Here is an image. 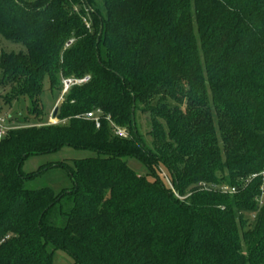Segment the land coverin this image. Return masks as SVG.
<instances>
[{
	"label": "trees",
	"instance_id": "1",
	"mask_svg": "<svg viewBox=\"0 0 264 264\" xmlns=\"http://www.w3.org/2000/svg\"><path fill=\"white\" fill-rule=\"evenodd\" d=\"M95 1L0 0V32L25 47L0 52V97L33 120L0 106V264H53L48 243L79 264H264V0ZM85 76L43 119L44 83ZM62 146L97 156L73 159L59 195L25 188L24 158Z\"/></svg>",
	"mask_w": 264,
	"mask_h": 264
},
{
	"label": "rangeland",
	"instance_id": "2",
	"mask_svg": "<svg viewBox=\"0 0 264 264\" xmlns=\"http://www.w3.org/2000/svg\"><path fill=\"white\" fill-rule=\"evenodd\" d=\"M95 4L100 10H102L101 0H96ZM72 7L77 11L82 21L88 27L90 24V16L86 8L78 2H73ZM20 51H25V47L21 43L7 39L0 32V52ZM3 95L4 99L5 97L9 96L8 93H3ZM62 95V89L60 93L55 90L51 91L48 89V85L44 83L43 91L40 95L43 119L48 118L49 121V118L52 115L53 108L61 101ZM2 97H0V106L3 108L2 114L11 115L16 121L21 120L24 122L26 119H28L30 122H33V120L31 119L32 114H30V109H28L30 108V102L28 100L17 102L12 101L10 108L8 109L7 106L3 104ZM56 99L57 101L54 105ZM135 122L142 140L148 147L152 148V139L149 134V114L147 112H141L139 110L136 111ZM94 156H97V153L93 150L77 148L73 146H62L58 150L48 153L30 154L24 158L21 164V171L25 176L24 186L27 189L50 188L55 195H59L65 190H70L74 185V181L71 175L72 171L74 170L73 159H84ZM123 160L131 169L134 170L137 175L144 176L147 179H152L153 174L151 169L143 164L138 158L134 156H124ZM154 169L156 173L161 176L163 168L160 166L155 167ZM69 206V204L66 205V207ZM46 248L49 252L52 253L53 264H79L66 251L56 248L51 243H48Z\"/></svg>",
	"mask_w": 264,
	"mask_h": 264
},
{
	"label": "built area",
	"instance_id": "3",
	"mask_svg": "<svg viewBox=\"0 0 264 264\" xmlns=\"http://www.w3.org/2000/svg\"><path fill=\"white\" fill-rule=\"evenodd\" d=\"M87 79H88L87 76H85L83 78H79V79H77V78H65V79H63L62 80V94L65 93L71 85L78 84L81 82H85V81H87ZM99 114H100V110L97 109L96 111L86 112L84 117L88 118V119H92L94 121L95 125L98 127L99 121H100ZM49 120L51 123L57 122V120L55 118H52V117H50ZM109 122H110V124L113 128V131L116 135L121 136V137H125L127 135V132L122 127L115 125L110 120H109ZM6 130H7V126L4 124V118L0 117V138L4 135ZM261 175L264 176V171L261 172ZM260 189H261V194H260L258 200H259V203H262V201H264V185H261ZM224 190H228L229 192L235 191V189L233 187H231L229 189L225 188Z\"/></svg>",
	"mask_w": 264,
	"mask_h": 264
},
{
	"label": "water",
	"instance_id": "4",
	"mask_svg": "<svg viewBox=\"0 0 264 264\" xmlns=\"http://www.w3.org/2000/svg\"><path fill=\"white\" fill-rule=\"evenodd\" d=\"M57 110H58V106H57V104H56V105L54 106V108H53V111H52V115H51L52 118H55V114H56Z\"/></svg>",
	"mask_w": 264,
	"mask_h": 264
}]
</instances>
